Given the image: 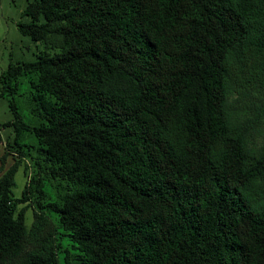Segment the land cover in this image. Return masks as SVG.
Listing matches in <instances>:
<instances>
[{"label": "trees", "instance_id": "16d2710c", "mask_svg": "<svg viewBox=\"0 0 264 264\" xmlns=\"http://www.w3.org/2000/svg\"><path fill=\"white\" fill-rule=\"evenodd\" d=\"M23 13L20 31L58 51L0 77L5 125L15 141L30 131L35 169L15 197L21 161L2 157L0 264H57L62 236L67 264H264V139L231 118L232 97L264 95V0H34Z\"/></svg>", "mask_w": 264, "mask_h": 264}, {"label": "rangeland", "instance_id": "374dc122", "mask_svg": "<svg viewBox=\"0 0 264 264\" xmlns=\"http://www.w3.org/2000/svg\"><path fill=\"white\" fill-rule=\"evenodd\" d=\"M30 1L34 0H0V77L2 73L8 69L11 62L17 63L22 61H34L40 52L55 53L58 48L51 47L46 43L35 42L30 36L24 35L19 27V22H29L31 19L23 12ZM28 82L25 77L21 78L17 83L18 93L24 101H29L26 96ZM22 96V97H21ZM233 98V97H232ZM231 98V118L234 121L247 120L251 126L254 144L260 145L264 139V95L258 98L256 102L250 103L252 106L247 107L244 104L234 102ZM26 103V102H25ZM22 113L31 123L28 110H22ZM14 118L13 112L9 106V99L6 96L0 97V167L2 165V157L5 151L10 155L5 161V169L9 168L15 160L21 161V166L16 173V186L13 188L15 197H21L25 183L29 175L35 169H32V158L28 154V143H32L33 138L30 131L24 132L19 140L15 141V129L13 126L5 125ZM25 119V118H24ZM27 168V169H26ZM2 173L0 172V176ZM44 189L51 195L55 196V188L50 182L44 181ZM25 204H19L21 208ZM34 205V204H33ZM55 219L56 216L52 215ZM33 221V208L30 207L26 213V224L31 226ZM61 251L57 264H67L65 259L66 250H70V241L66 236L60 239ZM71 264L74 263L70 257Z\"/></svg>", "mask_w": 264, "mask_h": 264}]
</instances>
